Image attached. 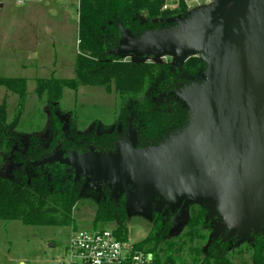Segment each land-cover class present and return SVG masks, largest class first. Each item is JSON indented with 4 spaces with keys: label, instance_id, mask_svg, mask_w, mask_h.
<instances>
[{
    "label": "trees",
    "instance_id": "obj_1",
    "mask_svg": "<svg viewBox=\"0 0 264 264\" xmlns=\"http://www.w3.org/2000/svg\"><path fill=\"white\" fill-rule=\"evenodd\" d=\"M168 0H78L77 48L74 77L69 79L40 78L34 93L46 104L49 137L30 136L22 140L15 128L26 97V80L0 78V87L19 99L16 116L7 121L6 101L0 104V173L10 164L7 175H0V220L20 221L30 226H57L76 229L73 211L84 186V175H75V167L51 158L56 151L64 157L89 151L113 154L131 134L136 148L157 146L189 125L191 114L181 101L180 92L188 86L205 81L207 62L202 55L189 57L181 63L170 61L126 60L118 54L125 33L132 38L156 30H168L190 20L187 7L179 0L177 7L164 8ZM81 86L102 87L115 92L119 105L114 110L119 130L98 132V120L91 130L77 129L79 115H69L65 126L64 113L57 111L63 90L77 91ZM103 183V182H102ZM103 193L91 222L94 230L106 224L120 241L127 240L126 200L118 198L103 183ZM221 218V217H220ZM200 213L188 218L191 235L201 224ZM222 220V219H221ZM160 228L134 243L136 249L149 252L157 260L178 262L186 240L177 247L167 239L168 222L156 221ZM106 228V227H105ZM264 223L252 231L247 249L250 264H264ZM234 240L227 228L199 251L193 248L184 254L191 264H237L231 256ZM175 247L174 253L171 250Z\"/></svg>",
    "mask_w": 264,
    "mask_h": 264
},
{
    "label": "water",
    "instance_id": "obj_2",
    "mask_svg": "<svg viewBox=\"0 0 264 264\" xmlns=\"http://www.w3.org/2000/svg\"><path fill=\"white\" fill-rule=\"evenodd\" d=\"M118 54L165 55L177 64L208 57L205 81L180 92L189 125L157 146L137 149L131 134L113 154L56 151L45 162L99 179L114 199L138 186L172 211L187 198L209 200L230 236L258 231L264 223V0H223L205 19L139 38L125 33ZM9 171L10 164L0 175Z\"/></svg>",
    "mask_w": 264,
    "mask_h": 264
},
{
    "label": "rangeland",
    "instance_id": "obj_3",
    "mask_svg": "<svg viewBox=\"0 0 264 264\" xmlns=\"http://www.w3.org/2000/svg\"><path fill=\"white\" fill-rule=\"evenodd\" d=\"M222 2L204 5L201 9L187 11V14L191 21L205 19L215 13ZM77 6L78 0H0V78L26 80L23 111L15 128L22 140L30 136L49 137L46 104L34 93L35 81L50 76L61 79L74 77L78 53ZM120 57L136 60L130 55ZM202 58L206 62L209 60L208 57ZM148 61L174 62V59L161 57ZM4 99L7 121H12L16 116L18 96L0 87V104ZM118 105L119 97L115 92H106L102 87L81 86L77 91L63 90L57 111L64 113L65 126L69 124L71 112L76 110L79 131L91 130L93 120L97 119V131L104 132L119 130L114 115ZM83 175L84 186L73 211V220L76 228L93 231L91 222L103 193V183L92 176ZM122 194L126 200L129 244L158 230L160 224L157 220L168 222L166 237L175 247L179 246L181 238L186 240L181 248L184 254L193 248L203 250L224 231L225 226L215 202L187 198L179 209L172 211L164 200L147 189L129 186ZM196 213L202 216L201 224L195 227L191 235H187L190 230L188 218ZM105 227L111 229L116 227V223L111 222ZM70 230L71 227L67 226H30L17 220H0V264H55L68 242ZM231 238L234 240L232 258L237 264H250L247 249L252 241V231L240 230ZM184 254H180L178 262L186 260Z\"/></svg>",
    "mask_w": 264,
    "mask_h": 264
},
{
    "label": "built area",
    "instance_id": "obj_4",
    "mask_svg": "<svg viewBox=\"0 0 264 264\" xmlns=\"http://www.w3.org/2000/svg\"><path fill=\"white\" fill-rule=\"evenodd\" d=\"M178 1L168 0L164 8H175ZM182 1L188 11H193L201 9L204 5L219 3L221 0ZM161 57L169 56H148L135 59L143 60L148 58V60H155ZM60 256L55 264H191L188 262L157 260L153 254L136 249L134 243L129 244L127 240H118L113 231L108 228L93 231L71 228L68 242Z\"/></svg>",
    "mask_w": 264,
    "mask_h": 264
}]
</instances>
